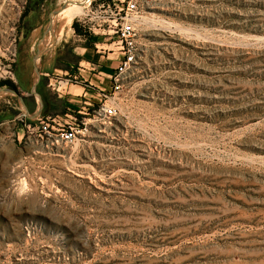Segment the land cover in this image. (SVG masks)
<instances>
[{
    "label": "rangeland",
    "instance_id": "1",
    "mask_svg": "<svg viewBox=\"0 0 264 264\" xmlns=\"http://www.w3.org/2000/svg\"><path fill=\"white\" fill-rule=\"evenodd\" d=\"M81 2L0 0L1 120L15 115V130L75 109L36 112L39 95L19 88L74 23L85 37L102 24L120 60L104 22L120 0H90L58 35ZM138 5L137 62L120 88L58 70L48 91L82 85L113 119L68 145L26 128L15 151L12 131L0 138V264H264V0Z\"/></svg>",
    "mask_w": 264,
    "mask_h": 264
},
{
    "label": "crops",
    "instance_id": "2",
    "mask_svg": "<svg viewBox=\"0 0 264 264\" xmlns=\"http://www.w3.org/2000/svg\"><path fill=\"white\" fill-rule=\"evenodd\" d=\"M93 29L94 32L89 37L75 32L74 36L63 45V49L58 53L60 54L58 57L56 56L55 49L50 50L48 61L42 64L39 70L35 68L37 73L35 79H32L26 71L23 72L22 76L19 78L20 90L25 94L35 93L41 98V106L39 107L38 103L36 112H41L48 102L57 103L61 100L64 107H74L78 109L86 99L90 100V97H87L89 92L86 91L82 85L78 84L77 87L82 88L81 93H72V91L61 93L58 89V96H55V98L51 97L48 93L49 88L51 86L55 88V86H53L55 78L52 76H62L60 73H56L58 70L64 71V74H69L70 72H78L80 75L88 73L98 86H105L111 83L108 78H110L119 63L120 53L115 48L109 47L110 45L108 43H105L106 38L100 35V30H102L101 24H96ZM106 45L109 46L105 47ZM107 50L109 51L107 52ZM47 76L51 77L49 78ZM26 111L29 110L26 109ZM3 112L4 109L2 105H0V138L3 139L8 131H12V136L14 137L12 146L15 151V131L16 134L21 137V132L25 127L18 125L15 130V115L8 116L10 117L8 120L13 119L8 122L6 120H1L7 119L1 118Z\"/></svg>",
    "mask_w": 264,
    "mask_h": 264
},
{
    "label": "built area",
    "instance_id": "3",
    "mask_svg": "<svg viewBox=\"0 0 264 264\" xmlns=\"http://www.w3.org/2000/svg\"><path fill=\"white\" fill-rule=\"evenodd\" d=\"M138 1L120 0L122 7L118 8L116 13H112L111 17L104 19L105 23L107 20L111 21L108 23V27H113L112 29L114 30L111 31L117 33L116 37L118 38L113 44H116L122 51L119 64L115 69V73L111 76V83L116 90L120 88L121 82L137 62L136 38L138 31L135 22L139 16ZM104 30L106 31V27H104ZM105 34L111 36L110 32H106ZM52 77L55 78V82L62 83L60 81L61 76ZM66 81L67 83L72 82L70 78H67ZM53 86H56L55 83H53ZM103 93L106 94L105 91ZM88 106H92V102L86 99L80 108L70 109V112L66 114V118L63 120L59 116L47 117L46 120H41V127L39 128L30 123H26L24 127L30 133L38 131L39 136L42 139L51 141L52 145H68L74 143L84 133L90 122L111 120L117 115L115 105L107 103V101L98 105L97 109H90ZM90 111L94 113L93 117L87 118L91 114ZM23 115L26 116L25 113Z\"/></svg>",
    "mask_w": 264,
    "mask_h": 264
},
{
    "label": "bare ground",
    "instance_id": "4",
    "mask_svg": "<svg viewBox=\"0 0 264 264\" xmlns=\"http://www.w3.org/2000/svg\"><path fill=\"white\" fill-rule=\"evenodd\" d=\"M89 1L90 0H82L81 3H79L74 9H72V11L68 13V16L63 21L61 28H59L58 35L61 36L63 34L64 30L71 25L73 19L82 12L85 3H89Z\"/></svg>",
    "mask_w": 264,
    "mask_h": 264
},
{
    "label": "trees",
    "instance_id": "5",
    "mask_svg": "<svg viewBox=\"0 0 264 264\" xmlns=\"http://www.w3.org/2000/svg\"><path fill=\"white\" fill-rule=\"evenodd\" d=\"M73 27L76 29L77 32L79 31V30L77 29V25H76V23L73 24ZM1 85H4V84H0V86H1Z\"/></svg>",
    "mask_w": 264,
    "mask_h": 264
},
{
    "label": "water",
    "instance_id": "6",
    "mask_svg": "<svg viewBox=\"0 0 264 264\" xmlns=\"http://www.w3.org/2000/svg\"><path fill=\"white\" fill-rule=\"evenodd\" d=\"M12 92H15L14 90L11 89Z\"/></svg>",
    "mask_w": 264,
    "mask_h": 264
}]
</instances>
